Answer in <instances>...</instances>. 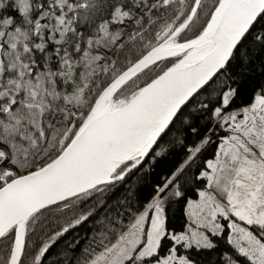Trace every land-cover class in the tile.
I'll use <instances>...</instances> for the list:
<instances>
[{"label": "snow or ice", "instance_id": "obj_1", "mask_svg": "<svg viewBox=\"0 0 264 264\" xmlns=\"http://www.w3.org/2000/svg\"><path fill=\"white\" fill-rule=\"evenodd\" d=\"M0 264H264V0H0Z\"/></svg>", "mask_w": 264, "mask_h": 264}]
</instances>
